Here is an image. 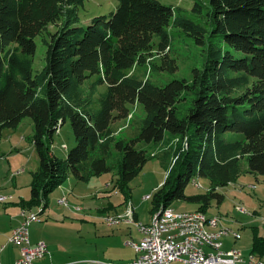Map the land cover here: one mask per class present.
Segmentation results:
<instances>
[{
	"label": "trees",
	"instance_id": "obj_1",
	"mask_svg": "<svg viewBox=\"0 0 264 264\" xmlns=\"http://www.w3.org/2000/svg\"><path fill=\"white\" fill-rule=\"evenodd\" d=\"M117 1L112 18L82 27L84 0H0V142L30 118L40 160L21 205L43 212L72 176L89 183L114 167L113 189L128 200L150 156L139 146L154 143L172 169L153 213L180 200L203 201L197 211L206 213L243 163L264 176V0H194L188 15L157 0ZM182 36L200 48L201 67L191 80L158 82L179 71L170 51ZM39 37L44 66L35 73ZM136 105L145 111L133 121L138 133L122 138L113 124ZM67 122L77 146L59 158L51 146ZM196 176L212 184L208 195H186ZM253 235L252 255L263 260L264 238Z\"/></svg>",
	"mask_w": 264,
	"mask_h": 264
},
{
	"label": "rangeland",
	"instance_id": "obj_2",
	"mask_svg": "<svg viewBox=\"0 0 264 264\" xmlns=\"http://www.w3.org/2000/svg\"><path fill=\"white\" fill-rule=\"evenodd\" d=\"M157 1L166 6H172L176 9L180 8L186 15H188V11L191 10L194 2V0ZM118 6L119 2L117 0H84V6L80 7L79 10L82 27H86L93 18L98 16H107L108 18H112L113 13L116 12ZM36 43L37 51L34 63L35 73L39 72L44 66L45 54V48L41 43L40 37L36 39ZM170 56L177 60L180 69L175 74H168L157 77V79H159L157 80L158 82L161 81L167 83L171 80H180L184 78L191 80L193 69L200 68L202 64V53L200 48L194 44L193 40L184 36L173 41ZM144 114L145 111L143 110V107L140 105H136L131 108V113L126 120L117 121L113 124V129H115L116 133H118V135L122 138H134L138 133V128L133 121L135 120V118L142 117V115ZM34 133L35 125L33 120L30 118L25 119L22 125H20V128H18L17 130H4L3 138L0 142V153L3 151V149L9 150V136L16 135L15 138L16 140L17 138L19 139L21 146H18L19 149L17 152H13L14 154L12 157L9 154L5 158L9 159V157H11L12 162L15 164L24 161L26 163V166H30L31 172H37L40 167V160L33 143ZM21 138L25 139L21 140ZM242 138V136L237 137V139ZM167 143L168 141L166 142V144ZM66 145L68 149L65 148ZM76 146L77 142L75 140L71 124L70 122H67L54 136L51 150L59 158H66V155ZM139 148L145 149L150 156L141 173L129 184V201L134 204L135 208L132 207L131 203H128L129 206L127 207V203L124 204L122 202H125L124 194L117 192L118 194L116 193L117 195H115L116 191H114V187L112 184L118 177L119 167H114L109 173H105L100 177L93 178L89 183L80 184V182L75 177L72 176V179L70 178L74 183L83 187V191H89V189L98 188L95 189V191L92 190L91 192H96L98 193L97 195H100V198L92 199L94 203L100 202L99 204H103L104 201H107H101L103 192L105 193L109 191L106 188L104 189L103 186H107V184H110V200L113 203L122 202V204L119 203L118 205H116L115 208L121 211H126L128 208V214L126 218V220L128 221H130L132 212L137 217L136 222H134L131 227H137L136 223H138L139 225L150 224L149 222H151L154 207L153 197L157 190H159L166 182L172 169V163H166L165 160L162 159V145H157L154 143H141ZM16 156L18 158H16V160L14 161V158ZM19 169H21V167L18 168V170ZM0 170V184L6 183V179L7 182L10 183L12 177L6 174L3 168H1ZM248 170L249 169L247 164L243 163L242 174L236 180V182L230 184L227 187L217 188L215 193L223 196V199L220 201L219 198L211 196L210 203L205 213L208 218L219 220V228L221 230H228L231 232L230 235L225 236L221 239V242L224 244L223 250L226 251L236 248L237 251L240 250L239 252H241L246 259H248L250 255H252L254 231L257 230L259 236L264 238V176L251 174L248 172ZM13 171H15L14 173H16L17 168L13 169ZM174 175L175 173H172L171 176L173 177ZM68 182L65 187L69 186ZM58 188H55L49 194L48 199H50V196L58 191ZM211 189L212 184L208 179L196 176L188 185L186 189V195L188 197L204 196L208 195ZM2 192L3 193L0 194H6L5 190H3ZM150 197H152V199ZM201 204H204V202L180 200L172 203L171 208L178 212H199L196 210H198ZM30 214L31 212L28 213V215ZM35 214L38 215V213ZM28 215H25V217H27ZM124 220L125 219H122L121 216H110L106 218V222L110 224V226L120 224ZM101 226L107 227L104 222L103 224H101ZM216 229H210V231L216 232ZM234 234L240 235L241 239L234 238ZM256 258L259 259L258 257Z\"/></svg>",
	"mask_w": 264,
	"mask_h": 264
},
{
	"label": "crops",
	"instance_id": "obj_3",
	"mask_svg": "<svg viewBox=\"0 0 264 264\" xmlns=\"http://www.w3.org/2000/svg\"><path fill=\"white\" fill-rule=\"evenodd\" d=\"M15 136H9V150L3 149L0 153V169L3 168L4 172L12 177L10 183L6 179V183L0 184V193L6 191V194H0L6 197L5 202L0 203V248L4 247L0 257L1 263L15 264L20 258V248L10 244L8 239L13 230L24 222L25 215L30 212L38 213L40 218V222L30 227L31 243L44 242L48 251L43 258L34 261V264H103L133 261L137 254L130 243L139 242L141 233L137 227H131L132 223L126 220L128 208L126 211L115 208L122 202L127 203L128 207L131 201L128 199L125 202L113 203L110 200V184L103 186L104 189L109 190L102 194L101 201L107 200L103 204L92 201L94 198H100L98 193L91 192L98 188L83 191V187L74 183L71 178L69 182L67 181L68 187H65L66 182L50 196L43 212L42 208L26 210L21 205V201H28L31 198L34 172L30 171V166H26L24 161L17 164L12 162L13 152H17L18 146H21ZM9 154L11 157L5 158ZM16 158L18 157L16 156L14 161ZM20 167L21 169L18 170ZM15 168H17L16 173L13 171ZM116 193L115 195L118 194ZM63 198L67 205L59 203ZM131 204L135 208L134 204ZM110 216H121L125 220L110 226L106 222V218ZM133 218L137 220L132 212L130 220ZM103 222L107 227L101 226Z\"/></svg>",
	"mask_w": 264,
	"mask_h": 264
},
{
	"label": "built area",
	"instance_id": "obj_4",
	"mask_svg": "<svg viewBox=\"0 0 264 264\" xmlns=\"http://www.w3.org/2000/svg\"><path fill=\"white\" fill-rule=\"evenodd\" d=\"M61 205H67L65 198L59 201ZM163 209V216H171L167 208ZM216 221L211 219L210 222ZM40 222L39 214L34 218H24V222L13 230L8 239L10 244L20 248L21 256L15 264H34V261L43 258L47 254V245L44 242L31 243L30 227ZM130 223L136 222L133 218ZM141 240L131 242L137 257L128 263H103V264H262L257 258H244L236 249L228 251L227 259L219 258V251L224 244H208L205 237L201 236L197 227L166 228L160 224L139 225L136 223ZM225 232L220 228L216 233ZM208 249H215V256H208ZM4 247L0 248V257ZM0 264L1 260H0Z\"/></svg>",
	"mask_w": 264,
	"mask_h": 264
},
{
	"label": "bare ground",
	"instance_id": "obj_5",
	"mask_svg": "<svg viewBox=\"0 0 264 264\" xmlns=\"http://www.w3.org/2000/svg\"><path fill=\"white\" fill-rule=\"evenodd\" d=\"M151 198V197H150ZM6 197H0V203L5 202ZM167 212L172 214L171 216H163V209L154 211L152 214V219L149 225L160 224V226H166V228H179V224L182 227H189L193 225L197 227V231L201 236L205 237V242L208 244H223L221 238L231 234L228 230H222L225 232L216 233L211 232L210 229L219 228V220L210 222L211 218H208L205 213L202 212H178L173 208H167ZM37 214H30L26 218H34ZM109 221V220H108ZM144 225V224H141ZM234 238L241 239V236L234 234ZM237 251V250H236ZM240 255H243L241 252L237 251ZM208 256H215V249H208ZM220 259L228 258V251H219ZM249 258H256L255 256L250 255ZM264 264L263 260H260Z\"/></svg>",
	"mask_w": 264,
	"mask_h": 264
}]
</instances>
